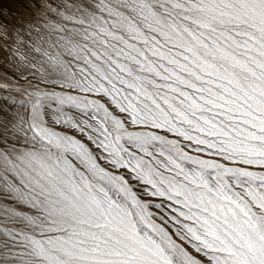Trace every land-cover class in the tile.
Returning a JSON list of instances; mask_svg holds the SVG:
<instances>
[{
	"label": "snow or ice",
	"instance_id": "1",
	"mask_svg": "<svg viewBox=\"0 0 264 264\" xmlns=\"http://www.w3.org/2000/svg\"><path fill=\"white\" fill-rule=\"evenodd\" d=\"M0 264H264V0H0Z\"/></svg>",
	"mask_w": 264,
	"mask_h": 264
}]
</instances>
